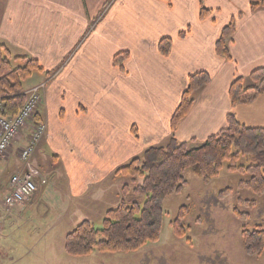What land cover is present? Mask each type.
<instances>
[{
	"label": "crops",
	"instance_id": "1",
	"mask_svg": "<svg viewBox=\"0 0 264 264\" xmlns=\"http://www.w3.org/2000/svg\"><path fill=\"white\" fill-rule=\"evenodd\" d=\"M1 1L0 43L42 68L26 85L44 83L31 121L46 125L38 147L60 162L72 208L89 204L117 168L167 141L189 74L206 71L210 79L177 124L178 141H203L226 126L229 113L264 126V95L246 105L232 106L228 98L236 78L244 82L264 66V8L251 12L249 0H204V19L198 0ZM231 18L235 32L225 59L214 45ZM163 37L171 39L166 57L157 50ZM123 51L128 57L120 68L113 57ZM31 127L13 142H26Z\"/></svg>",
	"mask_w": 264,
	"mask_h": 264
},
{
	"label": "rangeland",
	"instance_id": "2",
	"mask_svg": "<svg viewBox=\"0 0 264 264\" xmlns=\"http://www.w3.org/2000/svg\"><path fill=\"white\" fill-rule=\"evenodd\" d=\"M11 62L14 67L18 65L13 60ZM34 79L32 76L23 81L25 91L44 84L26 87ZM252 83L247 78L243 85ZM28 139L29 136L26 142L22 139L13 142L5 159L0 161V264H264V252L258 256L247 255L241 238L242 225L249 229L258 225L264 227V195L258 196L248 189L239 188L238 182L249 175L227 171L228 161L223 163L219 175L209 182L186 172L187 185L164 201L165 213L158 241L149 242L131 252L94 251L86 256L68 254L64 249L65 236L77 224L87 220L99 228L107 209L117 207L122 201H142L132 192L140 179L136 178L134 183L125 176L106 178L93 192L89 204L82 203L72 208V198L60 162L53 160V154L49 152L41 153L44 148L42 145L38 147L39 140L29 158V165L25 166V169L31 167L34 170L35 193L24 202L4 207L1 201L10 192V176L17 172L16 169L23 170L17 158ZM188 142L194 145L201 141L191 139ZM250 162L249 157L242 156L237 164L247 165ZM44 183L47 184L45 187ZM125 184L128 185L126 191L123 189ZM224 188H230L231 192L224 199H219L218 192ZM240 198L254 200V207L242 205ZM182 205L189 206V213L184 218L189 232L185 237H177L170 222ZM234 208L249 215L239 220L233 213Z\"/></svg>",
	"mask_w": 264,
	"mask_h": 264
},
{
	"label": "trees",
	"instance_id": "3",
	"mask_svg": "<svg viewBox=\"0 0 264 264\" xmlns=\"http://www.w3.org/2000/svg\"><path fill=\"white\" fill-rule=\"evenodd\" d=\"M199 1V18L209 15V9L204 0ZM264 8V0H249L251 12ZM189 29L179 33L184 36ZM235 32L234 18L221 29L215 42V53L225 59H230L228 43ZM171 49V39L161 38L157 43L158 52L166 57ZM128 57V52L114 55L113 63L120 68ZM11 60L20 61L15 67ZM38 62L30 57H13L9 49L0 43V103L3 114L13 116L18 112L26 99L23 81L32 73L41 70ZM51 75L52 72H49ZM210 76L206 71L189 74L185 88L181 92L177 107L170 118L171 135L164 145L147 147L141 156L131 159L117 168L115 177H129L135 183L133 194L142 199L130 202L122 201L117 207L105 211L101 227L95 228L92 223L83 220L65 236L64 249L73 256H86L94 251L101 252H131L136 251L149 242L159 240L162 230L165 199L179 193L186 185V172H190L204 182H209L218 176L225 161H228L227 171L248 174L249 177L238 182V187L248 189L254 194L264 195V126H247L241 123L233 114L226 116V126L217 133L208 136L194 145L188 141L180 142L174 132L177 124L190 111L194 94L203 88ZM251 85H243V79L236 78L229 86L228 98L232 106L246 105L253 102L259 95H264V66L249 74ZM36 114L34 118L36 120ZM194 142V141H193ZM242 156H247L251 162L247 165L237 164ZM125 184L123 189H128ZM231 192L230 188L218 192L219 199H224ZM239 203L249 208L254 207V200L239 199ZM189 213V206L179 207L176 217L170 222L173 233L177 237H185L189 226L184 218ZM239 220L247 218L248 212L233 210ZM243 250L247 255L255 256L264 252V227L252 229L245 225L241 227ZM190 242V239L187 240Z\"/></svg>",
	"mask_w": 264,
	"mask_h": 264
},
{
	"label": "built area",
	"instance_id": "4",
	"mask_svg": "<svg viewBox=\"0 0 264 264\" xmlns=\"http://www.w3.org/2000/svg\"><path fill=\"white\" fill-rule=\"evenodd\" d=\"M41 86H35L25 91L26 99L17 113L13 116L4 115L2 104L0 103V161L5 157L11 143L17 137L20 130L31 122L35 109L39 101V89ZM31 132L29 139L20 150L18 159L22 163L23 170L14 172L9 178L10 192L4 196L1 205L9 207L10 205L24 202L29 199L36 191L37 183L33 174V169H25L29 165L30 156L33 153L36 144L44 135L46 126L43 123L34 124L31 122ZM25 169V170H24ZM2 222L0 221V230Z\"/></svg>",
	"mask_w": 264,
	"mask_h": 264
}]
</instances>
